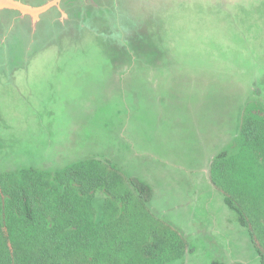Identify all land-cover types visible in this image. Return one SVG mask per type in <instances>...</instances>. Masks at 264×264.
<instances>
[{
    "label": "rangeland",
    "instance_id": "374dc122",
    "mask_svg": "<svg viewBox=\"0 0 264 264\" xmlns=\"http://www.w3.org/2000/svg\"><path fill=\"white\" fill-rule=\"evenodd\" d=\"M33 24L0 11V173L122 164L155 198L108 208L119 236L142 240L120 264H141L155 240L147 230L165 227L184 251L161 264L222 261L220 245L236 264H260L259 242L212 176L245 103L264 110V0H60Z\"/></svg>",
    "mask_w": 264,
    "mask_h": 264
},
{
    "label": "trees",
    "instance_id": "16d2710c",
    "mask_svg": "<svg viewBox=\"0 0 264 264\" xmlns=\"http://www.w3.org/2000/svg\"><path fill=\"white\" fill-rule=\"evenodd\" d=\"M242 109L238 135L217 155L221 171L212 177L226 192L224 202L237 214L239 224L259 242V261L264 264V110L251 103ZM97 189L107 193L101 220L95 208L96 200L102 199L96 198ZM154 198V186L140 174L96 158L54 169L30 165L14 173L1 172L0 264H120L119 254L142 240L128 233L119 236L116 231L123 228L117 227L118 217L108 214V208L118 210L121 200L151 205ZM162 229H145L147 241L151 235L155 240L149 241L141 264H161L162 259L175 260L183 254L178 232Z\"/></svg>",
    "mask_w": 264,
    "mask_h": 264
},
{
    "label": "water",
    "instance_id": "95a60500",
    "mask_svg": "<svg viewBox=\"0 0 264 264\" xmlns=\"http://www.w3.org/2000/svg\"><path fill=\"white\" fill-rule=\"evenodd\" d=\"M60 0H51L40 7H32L30 5L23 4L20 1L17 0H0V11L2 9L8 8V9H14L17 10L22 16H32L33 25L35 26L38 15L47 9H49L54 4H57Z\"/></svg>",
    "mask_w": 264,
    "mask_h": 264
},
{
    "label": "crops",
    "instance_id": "0c3cea01",
    "mask_svg": "<svg viewBox=\"0 0 264 264\" xmlns=\"http://www.w3.org/2000/svg\"><path fill=\"white\" fill-rule=\"evenodd\" d=\"M206 237L208 238V235H206ZM217 251H218V254H223V256L225 257H222V262H224V264H236L237 262L235 260H231L229 258V253H228V250L227 248H225L223 245H220L218 248H216Z\"/></svg>",
    "mask_w": 264,
    "mask_h": 264
}]
</instances>
